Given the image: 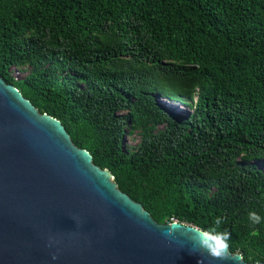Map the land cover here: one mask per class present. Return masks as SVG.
<instances>
[{"label":"trees","instance_id":"obj_1","mask_svg":"<svg viewBox=\"0 0 264 264\" xmlns=\"http://www.w3.org/2000/svg\"><path fill=\"white\" fill-rule=\"evenodd\" d=\"M0 76L157 224L264 263V0H0Z\"/></svg>","mask_w":264,"mask_h":264},{"label":"water","instance_id":"obj_2","mask_svg":"<svg viewBox=\"0 0 264 264\" xmlns=\"http://www.w3.org/2000/svg\"><path fill=\"white\" fill-rule=\"evenodd\" d=\"M173 224L175 236L166 238L169 225L157 224L62 123L0 76V264H198L185 229H199Z\"/></svg>","mask_w":264,"mask_h":264},{"label":"clouds","instance_id":"obj_3","mask_svg":"<svg viewBox=\"0 0 264 264\" xmlns=\"http://www.w3.org/2000/svg\"><path fill=\"white\" fill-rule=\"evenodd\" d=\"M195 100L196 97L194 98V104L196 103ZM248 219L253 225L264 222V217H261L254 211L248 213ZM222 222V218L217 217L215 221V227L200 230L185 229L194 233V247L191 248V252L198 253L201 257V259L198 261V264H205V259L207 258L220 261L231 260L235 261L236 264H242L243 257L230 252L231 234L227 231L217 230ZM167 229V232L164 233L165 237L174 238L178 227L174 224H170Z\"/></svg>","mask_w":264,"mask_h":264},{"label":"rangeland","instance_id":"obj_4","mask_svg":"<svg viewBox=\"0 0 264 264\" xmlns=\"http://www.w3.org/2000/svg\"><path fill=\"white\" fill-rule=\"evenodd\" d=\"M11 74L13 75V70H12ZM162 104L165 105L167 108H169L170 111H172L178 115H184V116L190 115V110H188V108L183 107L181 105H172V104H168L165 102H163ZM158 128L164 129L165 126H161ZM124 141L127 143V146H134L138 142V139H137V137L127 136V137H125Z\"/></svg>","mask_w":264,"mask_h":264},{"label":"built area","instance_id":"obj_5","mask_svg":"<svg viewBox=\"0 0 264 264\" xmlns=\"http://www.w3.org/2000/svg\"><path fill=\"white\" fill-rule=\"evenodd\" d=\"M19 78V73H16V79H18Z\"/></svg>","mask_w":264,"mask_h":264}]
</instances>
